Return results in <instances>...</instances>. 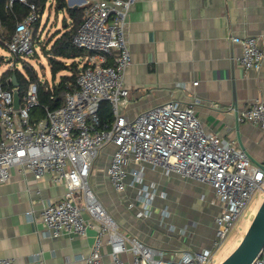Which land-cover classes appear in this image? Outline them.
Listing matches in <instances>:
<instances>
[{
	"label": "built area",
	"instance_id": "obj_1",
	"mask_svg": "<svg viewBox=\"0 0 264 264\" xmlns=\"http://www.w3.org/2000/svg\"><path fill=\"white\" fill-rule=\"evenodd\" d=\"M137 1L68 0L70 7L83 8L84 13L73 43L91 54L80 67L77 90L66 94L63 107L48 110L38 122L32 123L30 118L38 105L36 85L29 88L16 109L13 92L0 83V184L9 182L13 169L19 168L24 174L32 173L37 181L49 174L52 184L65 185L68 190L60 202L44 204L41 220L53 237L67 233L83 238L95 229L86 264H103L106 245L114 264H209L254 195L264 192V163L253 162L236 142L205 131L196 115L197 102L185 107L170 101L144 110L134 119L121 110L129 95L125 73L132 63L127 17ZM15 3L27 6L30 13L18 21L6 48L14 56H25L34 52L35 24L42 16L27 0H8V8ZM232 42L241 48L238 64L246 71H259L264 62L261 37L235 36ZM109 56H114L113 65H106ZM102 102L111 105V123L100 121ZM237 112L239 123H250L264 132V103L255 102ZM108 146L113 151L107 175L118 193L126 191L129 175L133 177L131 184L142 182L144 164L212 187L216 201L223 204L215 219L212 246L186 250L179 258L168 259L162 249L126 233L91 183L94 164ZM79 191L82 205L77 202ZM141 195L145 205L139 216H149L154 193L143 186ZM128 254H132V261L124 258ZM0 264L16 261L0 257ZM251 264H264V247Z\"/></svg>",
	"mask_w": 264,
	"mask_h": 264
},
{
	"label": "crops",
	"instance_id": "obj_2",
	"mask_svg": "<svg viewBox=\"0 0 264 264\" xmlns=\"http://www.w3.org/2000/svg\"><path fill=\"white\" fill-rule=\"evenodd\" d=\"M127 19L132 63L125 73L129 95L121 110L134 119L170 101L185 107L197 102L205 131L236 142L253 162L263 164L264 132L239 123L237 111L264 103V62L259 71L244 70L237 62L241 48L232 38L258 36L264 47V0H138ZM84 59H78L80 67ZM114 62L109 56L106 65ZM112 151L108 146L100 154L91 183L126 233L162 249L168 259L212 246L215 219L223 208L212 187L144 164L142 182L131 184L129 175L126 191L118 193L107 175ZM143 186L154 193L149 216H139ZM67 190L52 184L49 174L37 181L32 173L13 169L10 181L0 184V257L14 258L16 264H86L95 229L83 238L53 237L41 220L44 204L60 202ZM110 251L103 247V264H114ZM124 258L133 260L132 254Z\"/></svg>",
	"mask_w": 264,
	"mask_h": 264
},
{
	"label": "trees",
	"instance_id": "obj_3",
	"mask_svg": "<svg viewBox=\"0 0 264 264\" xmlns=\"http://www.w3.org/2000/svg\"><path fill=\"white\" fill-rule=\"evenodd\" d=\"M36 5L41 16L47 10H55L57 13L65 12L69 15L71 23H65L63 30L58 31L49 38L47 42L41 40L37 35V28L40 26L41 18L35 24L34 40L40 44L42 53L48 59L53 84L42 81L37 71L29 62L27 56H15L11 62L13 66L7 69L0 78L4 89L12 91L15 88L13 76L16 77L17 87L21 101L29 88L36 85L38 91V105L30 112L32 123L44 118L48 110H57L64 106L66 94L77 90L76 79L80 72V61L91 54V52L77 47L73 38L83 22V8L70 7L68 0H27ZM30 13V9L21 4L15 3L12 9L8 8V0H0V47L6 48L15 31L16 24ZM36 56L37 52L34 51ZM5 58L0 55V69L5 63ZM21 66L18 67V66ZM60 82L55 83L59 74ZM99 117L102 123H111L114 119L109 102H102L99 110ZM1 135V127H0Z\"/></svg>",
	"mask_w": 264,
	"mask_h": 264
},
{
	"label": "rangeland",
	"instance_id": "obj_4",
	"mask_svg": "<svg viewBox=\"0 0 264 264\" xmlns=\"http://www.w3.org/2000/svg\"><path fill=\"white\" fill-rule=\"evenodd\" d=\"M70 22V17L65 12L57 13L55 10H47L45 14L41 17L40 26L37 28V35L42 36V40L47 42L51 36L57 33L60 30H63L64 24ZM34 51L37 52L36 57L34 52L31 55H28L27 58L31 65L37 71L39 77L42 81H47L49 84H53V77L50 69L48 59L42 53L40 44L34 42ZM0 55L5 58V63L0 69V78L2 74L9 68L12 67V64L15 56L9 53L6 49L0 47ZM11 62V63H10ZM18 67L21 68L19 65ZM60 76H58V80ZM57 80V79H56ZM264 201V192H257L243 215L237 221L234 229L223 243V245L217 250L214 254L213 260L209 264H220L223 262L240 244L244 235L246 234L255 214L257 213L259 207ZM79 205H82V202H78Z\"/></svg>",
	"mask_w": 264,
	"mask_h": 264
},
{
	"label": "water",
	"instance_id": "obj_5",
	"mask_svg": "<svg viewBox=\"0 0 264 264\" xmlns=\"http://www.w3.org/2000/svg\"><path fill=\"white\" fill-rule=\"evenodd\" d=\"M77 9V6H74ZM14 86L13 98L15 108H20L21 98L13 76ZM264 247V201L255 214L246 234L239 246L220 264H251Z\"/></svg>",
	"mask_w": 264,
	"mask_h": 264
}]
</instances>
